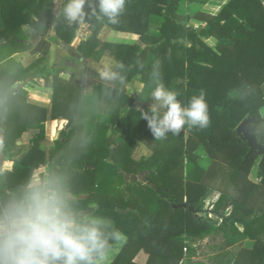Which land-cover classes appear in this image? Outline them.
Listing matches in <instances>:
<instances>
[{"label": "trees", "instance_id": "trees-1", "mask_svg": "<svg viewBox=\"0 0 264 264\" xmlns=\"http://www.w3.org/2000/svg\"><path fill=\"white\" fill-rule=\"evenodd\" d=\"M183 1L126 0L118 23L106 17L92 22L94 34L78 51L95 62L109 54L123 82L117 79L115 88L100 84L87 96L82 88L42 67L44 58L27 69L17 63L2 67L4 50L27 49L24 27L43 35L52 13L47 0H0L4 23L0 31V150L14 165L11 172L0 170V198L46 164L41 143L48 107L31 101L25 89L13 90L18 83L36 84L42 79L53 89L54 119L67 121V133L55 143L50 169L64 166L58 172L70 177L79 197L88 196L81 200L87 210L95 205L93 214L112 218L115 228L128 238L113 264H138L135 256L140 251L149 256L146 264H180L185 250V261L191 264L200 253L193 243L210 236L221 240L219 264H264V162L258 168L259 183H252L250 173L259 157L257 152L249 155L248 144L236 133L244 121L254 119L255 136L264 146V2L231 0L217 16L199 14L207 25L198 32L177 22ZM60 2L56 34L71 44L80 24H67L63 8L68 0ZM84 8L99 13L98 0H85ZM153 15L163 18L159 37L149 34ZM105 26L138 40L102 43L98 35ZM211 39L216 41L214 48L206 43ZM117 63L124 68L117 69ZM154 72L184 104L205 90L209 127L185 126L179 135L155 140L140 117L149 108L138 107H150L157 83ZM137 77L144 90L129 95L124 89ZM30 130L40 131L32 146H17ZM139 144L151 154L137 160L134 153ZM202 147L213 159L207 170L197 166V151ZM187 161L196 164L189 180L183 175ZM146 172L155 188L144 183L127 185L120 175ZM222 183L225 187L218 190L219 197L206 204V193ZM183 205L188 207L174 208ZM247 240L255 242L253 250L231 252Z\"/></svg>", "mask_w": 264, "mask_h": 264}, {"label": "clouds", "instance_id": "clouds-1", "mask_svg": "<svg viewBox=\"0 0 264 264\" xmlns=\"http://www.w3.org/2000/svg\"><path fill=\"white\" fill-rule=\"evenodd\" d=\"M84 5L85 0H68L63 13L69 21L80 22ZM125 7L126 0H98L99 13L95 9L93 13L116 24ZM116 68L122 70L124 65L117 63ZM100 75L123 82L119 72L108 66ZM153 77L157 83L150 94L151 104L140 117L147 121L155 140L179 135L185 126L209 127L205 90L184 104L177 92L159 82L158 72ZM120 239L112 218L88 212L64 173L37 169L14 192L0 198V264H106L112 244Z\"/></svg>", "mask_w": 264, "mask_h": 264}, {"label": "crops", "instance_id": "crops-1", "mask_svg": "<svg viewBox=\"0 0 264 264\" xmlns=\"http://www.w3.org/2000/svg\"><path fill=\"white\" fill-rule=\"evenodd\" d=\"M230 1L231 0H185L179 5V9L177 12L178 13L177 22L182 25H188L190 27H193L198 32H200L202 29L206 27L207 23L204 20L199 19L197 16L199 14H205L213 17L217 16L220 13L221 9L225 5H227ZM61 4L62 3L60 2V0H47V6L51 8V13H52L49 30L45 34L39 35V33L33 28L28 26L24 27L23 31L26 37V41L24 42V44L25 46H27L26 47L27 49L4 50L3 55L5 59L3 61L2 67L5 68L13 63H17L27 69L32 65H34L36 62H38L41 58H44V63L42 67L46 68L49 71H55L56 73L60 74L61 79H63L64 81L82 88L84 90L85 95L87 96L93 95L95 87L100 84L106 85L111 88L117 87V80L109 81L102 78L100 75V70L105 68L106 61L110 60L108 58L111 57L109 54L105 55L100 62H95L94 60L86 58L78 51L79 45L82 42H87L93 36L95 27H93L91 24L92 22H96V21L99 22L101 20V17L97 15L98 12H96L97 14H94L93 11L84 8V18L82 21L78 22L80 24V30L77 32V36L75 40L71 44H67L61 41L56 34L58 9L59 6H61ZM162 22H163L162 17L155 15L151 16L150 27H149V34L151 36L159 37V28ZM73 23L75 22L69 20L67 21V24H73ZM3 29H4V23L0 17V31ZM126 35H130V34H126ZM130 36L132 38H128L127 36H120L118 32H114L110 27L105 26L99 33L98 40L101 41L102 43L109 42V40L111 39L113 41L138 40L136 36L133 35ZM211 42L215 43V40L211 39L208 40L206 43H208L209 45V43ZM1 44H6V41H2ZM111 61L113 65L111 70L114 71L115 60L112 59ZM38 81L39 83L36 84H33L31 81H27L25 83H18L14 86L13 90L25 89L29 93V98L31 101L48 107V121L45 124L46 136H45V140L41 143L46 149V164L45 166L39 169L41 173H47L49 170H51L50 169L51 156H52V152L56 147L55 143L59 141L65 133H67L66 132L67 121L63 117L59 119H54L53 117L54 96L52 97L51 105L47 100L37 98L35 96L36 91H38V89L40 90L39 87H41L42 85L45 86L44 81L42 79H39ZM50 89L53 95V89L52 88ZM124 90L129 95H134L136 93H142L144 90V85L142 84L140 78L137 77L129 85H127ZM138 107L141 110H145L149 108L148 106L143 104H138ZM39 135H40L39 130H30L24 136H22L16 142V144L19 147L28 149L32 146L33 140L36 139ZM139 145L141 146L142 144ZM143 147L145 146L143 145ZM65 148H69V146ZM148 150L151 152L150 149ZM198 151H197V155L199 156ZM199 159H198V163H199ZM261 163L262 160L260 162H257L256 164L257 168L254 167L253 171L251 172V176L249 177V180L254 184H258L260 181L258 168ZM13 166H14L13 163H11L8 160L5 151L0 150V170L11 172L13 170ZM63 168L64 166H59L58 170L61 171ZM200 168L202 167L200 166ZM52 170L58 172V170L54 168H52ZM120 175L124 178L126 184L128 185L129 181H133L134 179L136 180V178L139 177L140 175H145L146 177L148 175V172L140 173L139 175H129L127 173H121ZM79 198L80 200H85L88 198V196L81 195ZM95 208H96L95 205H91L88 212L93 213ZM254 246H255V242L247 240L241 245V248L250 251L253 250Z\"/></svg>", "mask_w": 264, "mask_h": 264}, {"label": "rangeland", "instance_id": "rangeland-1", "mask_svg": "<svg viewBox=\"0 0 264 264\" xmlns=\"http://www.w3.org/2000/svg\"><path fill=\"white\" fill-rule=\"evenodd\" d=\"M263 2H264V0H263ZM118 34L120 36H127L128 38H132L130 35H126L123 33H118ZM120 39H123V38H120ZM129 41H131V40H129ZM215 45H216V41H215V43H212V42L209 43L210 47L214 48ZM108 58L110 59L109 60L110 62L106 61L105 67L108 66V67H111V69H112L113 65H112L111 60L113 58L112 57H108ZM39 88H40V90L38 89V91H36L35 96L37 98L47 100L51 105L53 95H52L50 87H46V86L42 85ZM131 91H134V90H131ZM263 92H264V86H263ZM142 108H144V107H142ZM261 114L264 116V108L261 110ZM150 153L151 152L148 149H146L145 147H143V145H141V146L139 145V147L136 149V152L134 155H135V158L138 160V159L143 158L145 156H149ZM198 154L200 156L198 164H200V165L197 164V166H199V167L201 166L202 169H204V170L208 169V167L213 162L212 157L209 155L207 150L204 148H200L198 151ZM261 160H262V158L257 159V161L255 162L251 172L253 171L254 167H256L257 162H260ZM195 166H196V164L191 163L190 161H187L185 163V170H184V174H183L185 177V180H189L193 177V173H195V170H196ZM255 170H257V169H255ZM250 176H251V173H250ZM146 179L147 178L145 177V175H140L139 177L136 178V180L134 179L133 181H129L128 185H130V184L137 185V184H143V183L146 185H149ZM149 186H152V185H149ZM152 187L155 188V186H152ZM224 187L225 186L222 183L220 185L219 184L216 185L214 189L209 190L204 197L206 204L211 202V200H213V198H218L219 197V194H218L219 191L218 190H222V189H224ZM201 216L204 217L203 215H201ZM210 218H213V216H210ZM127 241H128V238L124 234L121 233L120 241L115 242L113 247H111V250H110V253L108 255L106 264H113L115 262L116 258L118 257V255L120 254V252L122 251L124 246L126 245ZM220 244H221V240L217 239V237H215V236H210V237L206 238L204 241L194 242L193 247L194 248H200V253L196 258H194L192 260L191 264H219L220 259H216V257L221 255ZM240 248H241V245L232 249L231 252L236 253L240 250ZM184 254H185L184 259L180 262V264H187V262L185 261L187 259L186 258V255H187L186 250L184 251ZM148 258H149V256L145 251H140L135 256V261L138 264H146L148 261Z\"/></svg>", "mask_w": 264, "mask_h": 264}, {"label": "water", "instance_id": "water-1", "mask_svg": "<svg viewBox=\"0 0 264 264\" xmlns=\"http://www.w3.org/2000/svg\"><path fill=\"white\" fill-rule=\"evenodd\" d=\"M255 124L254 119H248L244 121L236 130L237 135L248 144L250 149L249 155L257 152L258 157L262 158V162H264V146H262L257 137L255 136V129L252 126ZM187 205L174 207L177 208H187ZM197 213V212H196Z\"/></svg>", "mask_w": 264, "mask_h": 264}]
</instances>
